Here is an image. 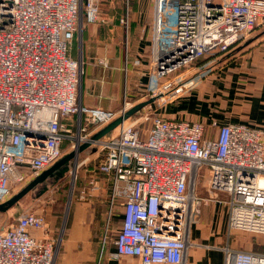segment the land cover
I'll use <instances>...</instances> for the list:
<instances>
[{"label":"built area","instance_id":"built-area-1","mask_svg":"<svg viewBox=\"0 0 264 264\" xmlns=\"http://www.w3.org/2000/svg\"><path fill=\"white\" fill-rule=\"evenodd\" d=\"M125 1L120 22L128 30ZM99 2L0 0V204L65 153L91 142L99 178L90 179L85 193H107L102 248L112 244L114 259L183 264L189 225L207 200L196 194L201 169L208 172L207 194L227 196L228 237L264 238V130L163 115L211 75L218 55L264 25V0H150L152 85L136 102L124 91L117 110L77 103L83 63L70 56L71 43L81 16L86 24L100 21ZM159 94L161 100L122 122L115 134L91 141L132 106ZM57 245L46 218L27 211L0 229V264H54ZM222 250L223 264H264V252Z\"/></svg>","mask_w":264,"mask_h":264},{"label":"crops","instance_id":"crops-1","mask_svg":"<svg viewBox=\"0 0 264 264\" xmlns=\"http://www.w3.org/2000/svg\"><path fill=\"white\" fill-rule=\"evenodd\" d=\"M150 3V0H141L132 6L128 30L120 22L124 16H101L99 22L86 24L80 33H75L73 57L70 56L80 58L83 63V74L77 89L78 104L87 108L117 110L124 91L130 93L128 99L131 102H136L138 95L151 87L147 71L152 46ZM252 39L233 56L222 61L223 56L216 58L211 75L196 90L164 109L163 115L205 125L213 121L217 124L242 123L264 130V29ZM135 61H138L137 65ZM83 153L78 161L87 158L82 156ZM88 157L92 159L94 155ZM95 177H87L83 185L87 186V182L89 184L90 179ZM200 177L196 194L207 200L189 225L183 264H223L222 249L226 245L237 250L253 249L254 244L244 241L243 238L248 237L246 235L239 239L232 238L230 233L228 237V210L224 204L227 196L208 195L206 169H201ZM86 196L88 198L84 200L76 198L69 212L60 260L65 262L63 264H135L132 259H114L111 256L113 249L98 257L107 193L100 190L98 193L87 192ZM48 231L49 237H55V224L49 222ZM33 234L42 238L38 232Z\"/></svg>","mask_w":264,"mask_h":264},{"label":"rangeland","instance_id":"rangeland-1","mask_svg":"<svg viewBox=\"0 0 264 264\" xmlns=\"http://www.w3.org/2000/svg\"><path fill=\"white\" fill-rule=\"evenodd\" d=\"M141 0H130L129 1V16H131L132 12V6H134L137 2L140 3ZM145 2H149V0H143ZM151 7L152 4L150 3ZM150 10V9H149ZM99 17L101 16H125L126 14V1L125 0H100L99 2ZM151 16V14H150ZM85 19L83 16L78 21L77 31L76 34L81 32L84 28ZM264 25L256 28L254 32L249 36V38L246 40V42L250 43L254 40L252 39L253 35L258 34L259 30H263ZM75 34V35H76ZM74 35V37H75ZM245 42L241 43L239 46L244 44ZM73 52V40L71 43V49H70V55L72 56ZM224 55H218L216 58L221 57ZM73 57V56H72ZM75 58V57H74ZM77 59V58H75ZM80 59V58H79ZM128 84L130 82L129 77L127 78ZM132 92V91H131ZM128 93V92H126ZM129 94H127V97H129ZM146 92H143L138 95L137 99H139L140 95H145ZM135 96V95H134ZM145 100H148L145 98ZM144 101V100H142ZM172 104V105H171ZM170 106L175 105L176 103H171ZM136 116L133 117L136 119L138 117V114H135ZM134 119H131V121H134ZM129 121V123L131 122ZM149 122L143 123V126L149 127ZM116 129H114L112 132L109 133L115 134ZM94 153L91 150H87L83 153L82 156L88 157L90 154ZM95 154V153H94ZM96 156H94L95 158ZM94 158H90L89 162H87L86 165H80L83 161V158L79 159L77 161L78 165L77 167L74 165L72 166V163H70L67 167V170L63 173L54 174L52 177L47 178L43 183L37 185L33 190H31L26 196H24L16 205L9 208L7 211L0 212V229L8 226L11 224L16 216L18 214L24 213V212H35L43 215L47 222H51L55 224L56 226V232H55V240H57V253L55 258L54 264H63L65 262H62L60 260L61 257V243L62 239H64L65 234V228L67 225V222H69V212L71 211L75 199L84 200L88 198L86 196V191L84 189L90 188V185L87 182V186L83 185L85 183V180L87 177H91L93 174V168H94ZM91 163V164H90ZM76 167V169H75ZM75 169V170H74ZM89 175V176H88ZM78 178V179H77ZM77 180V183H76ZM79 186V188H78ZM81 190L78 195L77 192ZM82 190H84L82 192ZM105 192V191H104ZM103 217H104V223H103V234L102 239L104 237V230L106 228V217L108 215V210L104 209L103 211ZM116 221L114 219V225ZM233 236L232 238H239L241 239L243 237V233L241 232H232ZM109 236V235H108ZM107 236V237H108ZM248 237L243 238L244 241H248L252 244L256 242V245L264 244V238H261L260 236H252V235H246ZM113 237V235H112ZM254 238L255 240H252ZM102 239L99 241V250H98V257L102 254H105L107 250H112V244H106L102 248ZM255 241V242H254ZM259 243V244H258ZM99 259V258H98ZM89 263V262H88ZM68 264V263H66ZM90 264V263H89ZM96 264V262H94Z\"/></svg>","mask_w":264,"mask_h":264},{"label":"water","instance_id":"water-1","mask_svg":"<svg viewBox=\"0 0 264 264\" xmlns=\"http://www.w3.org/2000/svg\"><path fill=\"white\" fill-rule=\"evenodd\" d=\"M249 42H245L241 46H237L236 48L232 49L227 54H224L223 58L220 60H225L234 54H236L239 50H241L243 47L248 45ZM185 81L180 82V87H183ZM163 98L161 94L155 96L154 98H151L147 101L140 102L134 106H132L129 110H127L124 114L118 116L114 121L100 129L98 132L93 134L91 136V141H96L106 135H108L110 132H112L114 129H116L122 122L128 120L129 118L133 117L135 114H137L139 111H141L145 106L151 104L154 101H159ZM91 146V142H85L82 144H79L78 147L68 153H66L61 159H59L56 163H54L52 166H50L48 169H46L44 172H42L40 175L35 177L33 180H31L26 186H24L19 192H17L14 196H12L9 200L4 202L3 204H0V212L7 211L9 208L16 205L24 196H26L31 190H33L37 185L43 183L47 178L52 177L54 174L63 173L67 170V167L70 163H72V166L77 164L78 157L81 153H83L85 150H87Z\"/></svg>","mask_w":264,"mask_h":264},{"label":"trees","instance_id":"trees-1","mask_svg":"<svg viewBox=\"0 0 264 264\" xmlns=\"http://www.w3.org/2000/svg\"><path fill=\"white\" fill-rule=\"evenodd\" d=\"M201 62V61H199ZM78 179V178H77ZM76 183H77V180H76ZM79 188V186H78ZM105 191V190H104ZM106 192V191H105ZM105 209L108 210V203L106 202L105 204ZM114 222V221H113ZM256 237V236H255ZM252 240H255L254 238H252ZM255 242V241H254ZM259 244V243H258ZM253 250L254 251H260V252H264V244H259V245H256V242L254 243L253 245Z\"/></svg>","mask_w":264,"mask_h":264},{"label":"bare ground","instance_id":"bare-ground-1","mask_svg":"<svg viewBox=\"0 0 264 264\" xmlns=\"http://www.w3.org/2000/svg\"><path fill=\"white\" fill-rule=\"evenodd\" d=\"M95 134V133H94ZM91 147V146H90Z\"/></svg>","mask_w":264,"mask_h":264}]
</instances>
